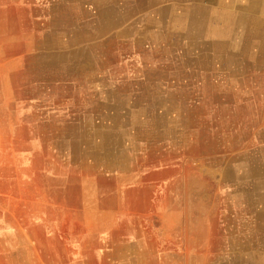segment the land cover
<instances>
[{"label":"rangeland","instance_id":"374dc122","mask_svg":"<svg viewBox=\"0 0 264 264\" xmlns=\"http://www.w3.org/2000/svg\"><path fill=\"white\" fill-rule=\"evenodd\" d=\"M230 2L0 0V264L264 257V0Z\"/></svg>","mask_w":264,"mask_h":264},{"label":"bare ground","instance_id":"6f19581e","mask_svg":"<svg viewBox=\"0 0 264 264\" xmlns=\"http://www.w3.org/2000/svg\"><path fill=\"white\" fill-rule=\"evenodd\" d=\"M238 1L239 0H231V2H230V5H231V7H233V6H235L236 5V3H238ZM262 2V0H248V2H247V4L245 5V8H243V11L245 12V15L244 16H242L244 19H246V11H247V13L251 16H254V13L255 14H258L261 10H262V6H259L258 7V5L260 4ZM231 11L232 10H230V11H222V13H220L222 16H223V21H225V24L227 23V25H229L230 23H232V21H231V19H230V17L232 18V16H233V13H231ZM234 11V10H233ZM236 11V10H235ZM263 12V17H261V18H257L259 21H261V22H264V11H261V13ZM218 13H219V11H218ZM235 13V12H234ZM194 14V13H193ZM260 14V13H259ZM195 16L197 15V14H194ZM200 15V14H199ZM209 15V14H208ZM258 16V15H257ZM260 17V16H259ZM195 18H197V17H195ZM252 18V17H251ZM243 19V20H244ZM210 20V19H209ZM243 20H241V21H243ZM248 20H249V18H248ZM253 20V19H252ZM211 21V20H210ZM209 21V22H210ZM240 21V22H241ZM244 21H246V20H244ZM240 25V28H244L246 25H244V24H239ZM241 25H243V26H241ZM253 29V28H252ZM210 32V31H209ZM259 34V32L258 31H255L252 35H251V37H249V41H251L252 40V38H254V37H256L257 35ZM68 39V38H67ZM54 40V39H53ZM64 40V39H63ZM74 41V40H73ZM81 53L80 51H77V52H75V54H79V53ZM53 56H57V55H53ZM68 56V55H67ZM52 59V61H54L55 59H56V57H51ZM71 60V59H70ZM53 64V63H52ZM47 65V64H46ZM50 69V68H49ZM47 73H49V72H47ZM257 165V164H256ZM264 237V236H263ZM252 256V255H251ZM258 256V255H257ZM261 256V255H260ZM245 258V257H244ZM242 260V259H241ZM258 261V260H257ZM261 261V262H260ZM249 262V261H248ZM264 263V257H262V258H260V260L258 261V262H255V260L253 261V262H249V263H247V262H242L241 264H260V263ZM239 263H240V261H239Z\"/></svg>","mask_w":264,"mask_h":264},{"label":"crops","instance_id":"0c3cea01","mask_svg":"<svg viewBox=\"0 0 264 264\" xmlns=\"http://www.w3.org/2000/svg\"><path fill=\"white\" fill-rule=\"evenodd\" d=\"M77 235H79V236H85V235H87V236H89L88 235V233H80V234H77ZM96 235V234H95ZM97 236H98V234H97ZM141 247H138V248H135V251H137V249L139 250ZM143 251H146L145 249H144V247H143V249H142Z\"/></svg>","mask_w":264,"mask_h":264}]
</instances>
